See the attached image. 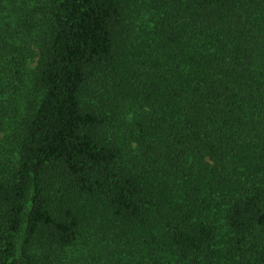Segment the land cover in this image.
I'll use <instances>...</instances> for the list:
<instances>
[{
  "label": "trees",
  "instance_id": "16d2710c",
  "mask_svg": "<svg viewBox=\"0 0 264 264\" xmlns=\"http://www.w3.org/2000/svg\"><path fill=\"white\" fill-rule=\"evenodd\" d=\"M0 134V264H264V0H0Z\"/></svg>",
  "mask_w": 264,
  "mask_h": 264
},
{
  "label": "rangeland",
  "instance_id": "374dc122",
  "mask_svg": "<svg viewBox=\"0 0 264 264\" xmlns=\"http://www.w3.org/2000/svg\"><path fill=\"white\" fill-rule=\"evenodd\" d=\"M33 66L35 65V64H32ZM1 137H2V135L0 134V140H1Z\"/></svg>",
  "mask_w": 264,
  "mask_h": 264
}]
</instances>
